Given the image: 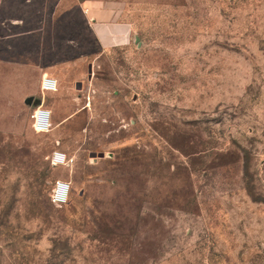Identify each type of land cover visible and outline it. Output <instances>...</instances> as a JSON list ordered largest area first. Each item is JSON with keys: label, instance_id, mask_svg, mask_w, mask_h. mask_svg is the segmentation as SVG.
I'll list each match as a JSON object with an SVG mask.
<instances>
[{"label": "rangeland", "instance_id": "obj_1", "mask_svg": "<svg viewBox=\"0 0 264 264\" xmlns=\"http://www.w3.org/2000/svg\"><path fill=\"white\" fill-rule=\"evenodd\" d=\"M121 1L50 131L0 92V264H264V0Z\"/></svg>", "mask_w": 264, "mask_h": 264}, {"label": "crops", "instance_id": "obj_2", "mask_svg": "<svg viewBox=\"0 0 264 264\" xmlns=\"http://www.w3.org/2000/svg\"><path fill=\"white\" fill-rule=\"evenodd\" d=\"M123 11L121 0H0V92L18 97L23 112L14 116H29L36 133H43L32 124L38 108L51 110L52 126L62 119L57 96L72 85L71 65L93 54L95 44L107 50L129 40ZM44 77L55 78L57 89L43 90Z\"/></svg>", "mask_w": 264, "mask_h": 264}, {"label": "built area", "instance_id": "obj_3", "mask_svg": "<svg viewBox=\"0 0 264 264\" xmlns=\"http://www.w3.org/2000/svg\"><path fill=\"white\" fill-rule=\"evenodd\" d=\"M41 87L43 90H56L57 80L52 77H44ZM33 127L37 132H47L52 127V112L47 108H38L32 115ZM66 154L61 151H55L52 155L53 164H62L66 161ZM71 183L58 179L55 182L53 190L51 192V201L55 205L67 204L70 198Z\"/></svg>", "mask_w": 264, "mask_h": 264}, {"label": "water", "instance_id": "obj_4", "mask_svg": "<svg viewBox=\"0 0 264 264\" xmlns=\"http://www.w3.org/2000/svg\"><path fill=\"white\" fill-rule=\"evenodd\" d=\"M90 77H91V75H90ZM77 88H78V89H81V88H82V82L79 81V82L77 83ZM93 156H96V153H95V152H93ZM100 156H104V154L101 153Z\"/></svg>", "mask_w": 264, "mask_h": 264}, {"label": "trees", "instance_id": "obj_5", "mask_svg": "<svg viewBox=\"0 0 264 264\" xmlns=\"http://www.w3.org/2000/svg\"><path fill=\"white\" fill-rule=\"evenodd\" d=\"M246 174H248L249 173V167L246 165ZM250 191V193H251V190H249Z\"/></svg>", "mask_w": 264, "mask_h": 264}]
</instances>
